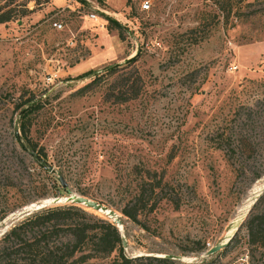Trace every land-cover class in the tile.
Returning <instances> with one entry per match:
<instances>
[{
    "label": "rangeland",
    "instance_id": "rangeland-1",
    "mask_svg": "<svg viewBox=\"0 0 264 264\" xmlns=\"http://www.w3.org/2000/svg\"><path fill=\"white\" fill-rule=\"evenodd\" d=\"M141 1L0 0V10L11 15L0 22V215L2 205L29 200L0 218V236L52 205L40 203L67 196L50 190L35 198L32 186L49 183V171L15 135L20 109L31 101L15 105L34 96L42 107L27 118L30 139L71 191L116 211L124 252L182 255L128 264H264V248L253 261L248 256L241 226L248 212L235 243L206 254L264 189V0H234L227 18L222 0H150L147 10ZM92 4L100 8L95 19L85 14ZM51 16L62 29L52 26ZM116 65L117 74L138 69L144 86L137 98L105 99L106 70ZM95 72L103 74L102 83L78 91ZM239 139L245 148L236 145ZM146 167L165 174L162 193L172 199L141 209L138 223L121 208L131 203ZM256 169L262 172L253 179ZM197 240L202 249H195ZM91 261L113 264L112 256L79 264Z\"/></svg>",
    "mask_w": 264,
    "mask_h": 264
},
{
    "label": "trees",
    "instance_id": "trees-1",
    "mask_svg": "<svg viewBox=\"0 0 264 264\" xmlns=\"http://www.w3.org/2000/svg\"><path fill=\"white\" fill-rule=\"evenodd\" d=\"M255 1L259 2L261 0ZM233 2L234 0L220 1V7L226 10V18L230 14ZM251 4L252 2L248 1L245 6ZM10 18L9 9L0 10V22L7 21ZM110 19L114 26H120L117 20L114 18ZM110 67L106 70L108 72L106 74L111 77L106 80L104 87L106 100L124 102L135 99L142 93L144 85L138 69L131 66L133 67L131 73L120 72L117 74V65ZM87 74L85 73L84 75ZM102 75L100 72H95L89 81L78 87V91L82 92L93 85H99L102 83L100 80ZM33 97L31 96L26 101L15 105L16 109H20L24 103L31 101L27 106L20 109L18 115L19 131L24 141L47 161L45 151L38 147L29 137L31 121L27 118L42 107V100H33ZM15 135L17 137L16 131ZM236 145L245 148V139H239ZM140 171H144V173L137 180L138 188L131 196V203L127 201L121 208L124 215L138 223H140L139 213L141 209L152 210L155 208L158 199H172L167 194L162 193L163 187L168 183L163 172L160 175H156L155 170H152L150 173L149 167L142 168ZM253 172V179H256L261 175L262 170L256 169ZM47 176L49 183L41 182L39 185L34 184L32 186L34 189H38L35 198L47 196L50 190H53L56 195L67 194V190L60 184L54 174L47 172ZM4 185L7 186L9 183L6 181ZM79 192L85 194L82 190H79ZM147 192L149 195L146 200ZM27 202L29 200L14 201L12 202L13 207H7V204L2 205L0 218L5 216L10 210ZM241 226L246 229L245 243L249 251L248 256L253 261L255 251L264 248V189L252 203ZM60 232H66L64 239L50 238ZM120 233V230L112 220L89 212L81 204L66 202L64 204L47 205L13 224L0 236V264H79L86 262L89 258L107 256H112L113 264H128L130 261L140 258L163 262L171 260L160 256L144 254L130 256L126 254L122 247ZM237 236L239 234L236 231L220 252L226 250L231 242L235 243ZM196 243L198 245L195 246V249L204 247V244H200L199 240ZM89 263L96 264L93 261ZM209 263L211 262L201 261L188 264Z\"/></svg>",
    "mask_w": 264,
    "mask_h": 264
},
{
    "label": "water",
    "instance_id": "water-1",
    "mask_svg": "<svg viewBox=\"0 0 264 264\" xmlns=\"http://www.w3.org/2000/svg\"><path fill=\"white\" fill-rule=\"evenodd\" d=\"M16 134H17L18 140L20 144L22 145V147L38 162L39 165L44 167L47 171L53 173L56 176V178L59 180L60 184L67 190V196H63V197L55 196V197L49 198L45 202L40 203L39 206H44L46 204H56V203H59L60 201H67V202H72V203H77V204H83L87 207L100 211L104 213L105 215H107L108 217L112 218L113 223L116 224L118 229H121L122 221L115 210L111 209L105 204H102L92 198H89L88 196L78 194L76 192L71 191L63 175L50 162L46 161L40 154H38V152H36V150H34L30 145H28L24 141V139L22 138L18 130L16 131ZM260 192L252 196V202L250 204V207L252 203L255 201V199L257 198V196L260 194ZM248 211L249 210L244 212L242 216L240 215V218L237 221H231L229 228L232 226L233 230L231 232L226 233L221 241L209 247L206 250V254H212L226 246L230 238L234 235V233L239 228L242 220L244 219ZM120 236H121L123 247H126L127 241H126L124 234L120 233ZM161 256L169 257V258H182L181 254H172V253H165V254H162Z\"/></svg>",
    "mask_w": 264,
    "mask_h": 264
},
{
    "label": "built area",
    "instance_id": "built-area-1",
    "mask_svg": "<svg viewBox=\"0 0 264 264\" xmlns=\"http://www.w3.org/2000/svg\"><path fill=\"white\" fill-rule=\"evenodd\" d=\"M148 8H150V0H142L141 3H140V9L141 10H147ZM97 9H100V8H98L97 6H93V4H92L89 7V9L86 11V13H85L86 16L88 18H91V19L97 18V16H98ZM103 11L108 12L107 10H103ZM50 23L52 24V26L54 28H57V29H62L63 28V23L60 20V18L51 16L50 17ZM145 44L148 45L147 42H145Z\"/></svg>",
    "mask_w": 264,
    "mask_h": 264
},
{
    "label": "bare ground",
    "instance_id": "bare-ground-1",
    "mask_svg": "<svg viewBox=\"0 0 264 264\" xmlns=\"http://www.w3.org/2000/svg\"><path fill=\"white\" fill-rule=\"evenodd\" d=\"M251 199H252V196L248 200V203L251 201ZM247 206H249V204L246 205L245 210H246ZM245 210L241 211V213L233 221H237L240 218V215L242 216V214L245 212ZM232 230H233V227L231 226L230 229L228 230V232H231Z\"/></svg>",
    "mask_w": 264,
    "mask_h": 264
}]
</instances>
